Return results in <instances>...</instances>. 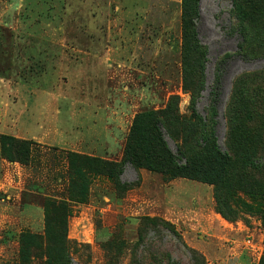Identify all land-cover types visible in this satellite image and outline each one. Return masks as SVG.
I'll use <instances>...</instances> for the list:
<instances>
[{
	"label": "rangeland",
	"instance_id": "obj_1",
	"mask_svg": "<svg viewBox=\"0 0 264 264\" xmlns=\"http://www.w3.org/2000/svg\"><path fill=\"white\" fill-rule=\"evenodd\" d=\"M231 6L199 0L196 41L184 43L181 0H0V133L35 143L20 198L8 200L0 225V264H159L160 252L190 264L188 248L206 264H264V187L232 189L127 163L116 178L86 170L84 194L65 160L71 152L84 167L94 157L119 166L133 118L147 109L171 113L161 130L175 161L185 163L179 150L196 159V115L209 118L219 63V147L238 148L231 108L251 107V94L264 134V0L249 9L244 38L232 31ZM239 45L249 58L236 55ZM99 133L105 150L91 144ZM25 202L44 208L50 226L44 213L37 223L22 215ZM147 218L171 223L180 237L158 225L141 243Z\"/></svg>",
	"mask_w": 264,
	"mask_h": 264
},
{
	"label": "trees",
	"instance_id": "obj_2",
	"mask_svg": "<svg viewBox=\"0 0 264 264\" xmlns=\"http://www.w3.org/2000/svg\"><path fill=\"white\" fill-rule=\"evenodd\" d=\"M231 13L235 18V26L233 32H237L241 37H246L247 24L250 20L251 14L249 9L257 7V0H231ZM183 29H184V43L188 36H193L196 41V24L195 21L199 17V0H181ZM188 45V44H187ZM201 61L199 65H204L205 57L204 50L200 49ZM236 55L246 59L248 54L239 45ZM222 63L217 66V73L214 79L213 88L211 89V108L209 118L204 119L197 116L201 123L200 134H197L199 149L196 151L197 158H191L183 151L179 150V160L185 159L184 164H178L175 158L167 148V143L164 139L162 126L168 127L171 113L168 111H158L147 109L135 114L132 125L129 131V138L123 150L122 162L119 166L111 163L104 158H89L90 163L95 165L85 166L76 162V154L67 152L65 160L69 166V178H75L82 181V193L87 192L85 184L86 170L91 169L99 174H106L111 176L114 174L115 178L119 171H122L123 164H130L134 168L145 167L150 171H158L169 177H189L207 181L218 186H225L232 189H247L258 186L264 187V134L259 133L258 126L254 125L253 113L257 112L258 101L254 100L253 95H250L251 107L248 105H241V102L234 101L231 108L229 129L234 131L238 141V148L221 149L217 142L216 126H217V105L220 100L222 89ZM187 72V70H185ZM202 81L199 84V90L203 88V67L200 70ZM239 99V98H238ZM240 101V99H239ZM196 95L192 97L191 105L195 111ZM246 106V107H244ZM168 112V113H167ZM170 113V114H169ZM245 119V120H243ZM167 131V130H166ZM168 132V131H167ZM35 143L32 140H23L19 137L10 134H0V154L10 162H18L21 165H29L33 160V147ZM88 159V158H86ZM112 167V168H111ZM94 170H93V169ZM73 174L71 176L70 170ZM252 171V172H251ZM258 171L257 176L255 172ZM256 176V177H252ZM250 177L253 178L251 183ZM64 197V196H63ZM46 200V199H45ZM65 200V198H62ZM219 211L228 217L219 208ZM47 226H50V217L45 214ZM46 215V216H45ZM61 225L63 220L59 222ZM59 225V224H57ZM162 226V228L169 230L180 237L173 227V225L160 218H147L141 227V234L139 241L146 242L148 245V233L155 228L154 226ZM49 228V227H48ZM190 254V264H206L204 256L194 250L188 248ZM163 255L160 252L158 259L159 264H173L172 258ZM164 260H166L165 263ZM69 259L67 260V262ZM63 264H67L63 262Z\"/></svg>",
	"mask_w": 264,
	"mask_h": 264
},
{
	"label": "crops",
	"instance_id": "obj_3",
	"mask_svg": "<svg viewBox=\"0 0 264 264\" xmlns=\"http://www.w3.org/2000/svg\"><path fill=\"white\" fill-rule=\"evenodd\" d=\"M96 135H97L96 138L90 140L92 142L91 144L95 143L94 149L97 148L99 150L102 149L105 150V148L103 147L104 145L103 142H100L102 139L101 137L103 136L102 133ZM14 136L25 138V136L21 134H15ZM63 137L65 139V135H63ZM31 138L39 139V137L36 136H32ZM74 142L76 143V139L74 140ZM82 144L85 145V150L86 149L92 150V148L94 147L91 145V147L89 148V146H87L86 143L83 141ZM23 170H24L23 165L19 164L18 162H10L0 157V193L2 192L3 194V196L0 197V225L3 221H5L4 217L8 216V214L6 213L8 200L20 198V194L23 190L22 188L23 173H24ZM19 212L22 213V215H26V216L28 215L29 217L34 218L33 222H36L38 218L37 216L43 215L42 207L32 202H25L21 204Z\"/></svg>",
	"mask_w": 264,
	"mask_h": 264
}]
</instances>
